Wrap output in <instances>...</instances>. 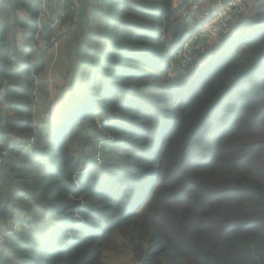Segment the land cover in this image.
Masks as SVG:
<instances>
[{
	"label": "trees",
	"instance_id": "16d2710c",
	"mask_svg": "<svg viewBox=\"0 0 264 264\" xmlns=\"http://www.w3.org/2000/svg\"><path fill=\"white\" fill-rule=\"evenodd\" d=\"M212 1H85L67 92L41 118L58 27L40 57L19 51L10 32L35 44L38 9L0 0V228L33 224L2 238V264H104L119 241L137 264H264V0L181 72Z\"/></svg>",
	"mask_w": 264,
	"mask_h": 264
},
{
	"label": "rangeland",
	"instance_id": "374dc122",
	"mask_svg": "<svg viewBox=\"0 0 264 264\" xmlns=\"http://www.w3.org/2000/svg\"><path fill=\"white\" fill-rule=\"evenodd\" d=\"M31 3L35 2V0H30ZM85 1L87 0H70V2L66 5V13L67 15L62 18L64 22L60 23L58 27V31L55 35V40L53 44L44 52L46 55V66L44 72L41 74L39 78H37L38 86L37 93L40 94V97H36L35 100L38 101V104H41V108L39 109V116L41 118L50 116L53 112V115L57 111V106L59 105L60 100L63 98L65 93L67 92V84L70 78L69 73L71 71L70 68L74 64L67 65L68 55L74 51L75 46L78 43L79 38L82 36L83 28H86L85 24V12H89V7H86ZM174 7H179L183 0H172ZM184 9H181L180 15H184ZM22 16V15H21ZM92 16V15H91ZM90 16V19H91ZM244 16H250V12L246 11ZM22 19L24 21L30 20L27 15H23ZM209 27L202 28V33L199 35L201 40L204 42L208 41L207 30ZM11 36L15 37V41L17 43V48L19 51H22V48L28 49L31 48V44H27L28 42L22 38V34L24 33L21 28H13L11 30ZM42 36L37 35L36 40H41ZM38 46L44 47L43 41L38 42ZM8 47L12 48L13 45L8 43ZM38 54V47L35 51ZM43 53H39L38 56ZM18 66L22 65L21 61L16 63ZM69 68V69H68ZM68 69V70H67ZM42 86V89H40ZM98 143V151L93 156V163L86 162L84 163L86 166L82 169L83 172L86 167L89 165H101L103 163V159L99 152ZM83 165V164H82ZM33 226L32 223L24 222L22 227L25 229H29ZM20 227V228H22ZM42 232L39 231L37 235H40ZM1 246V243H0ZM0 264L5 260L4 256H0ZM7 258V257H6ZM4 259V260H3ZM104 264H137L133 260L131 256V252L121 241H119L118 245L114 247L110 251H106L104 253L103 258Z\"/></svg>",
	"mask_w": 264,
	"mask_h": 264
},
{
	"label": "built area",
	"instance_id": "2783aa9c",
	"mask_svg": "<svg viewBox=\"0 0 264 264\" xmlns=\"http://www.w3.org/2000/svg\"><path fill=\"white\" fill-rule=\"evenodd\" d=\"M251 0H213L215 3L211 12L204 11L203 16H214L212 27L208 28L207 34L216 39L217 34H226L231 27L238 24L248 10V5ZM70 0H35V5L38 9L37 17L35 19L36 32L34 35L35 44L31 43V50L35 53L36 43L43 40L44 27L54 30L59 27L63 17L67 15L66 5ZM41 35V40H36V36ZM55 36L52 40V44ZM214 45L211 42H204L202 40H195L193 38L186 41L183 45V56L179 65L181 72L191 70L194 63V56L192 52L207 57L212 53ZM22 146H17L20 150ZM23 223L21 220H15L9 229L0 228V243L4 236H12L16 231L21 229Z\"/></svg>",
	"mask_w": 264,
	"mask_h": 264
},
{
	"label": "crops",
	"instance_id": "0c3cea01",
	"mask_svg": "<svg viewBox=\"0 0 264 264\" xmlns=\"http://www.w3.org/2000/svg\"><path fill=\"white\" fill-rule=\"evenodd\" d=\"M205 4V6L204 7H206V8H210L211 10L214 8V6H215V3L212 1L211 3H210V5H208L207 4V2H205L204 3ZM205 9V8H204ZM1 227V226H0Z\"/></svg>",
	"mask_w": 264,
	"mask_h": 264
},
{
	"label": "clouds",
	"instance_id": "9594fccd",
	"mask_svg": "<svg viewBox=\"0 0 264 264\" xmlns=\"http://www.w3.org/2000/svg\"><path fill=\"white\" fill-rule=\"evenodd\" d=\"M2 242H3V241H2ZM2 242H1V243H2Z\"/></svg>",
	"mask_w": 264,
	"mask_h": 264
}]
</instances>
